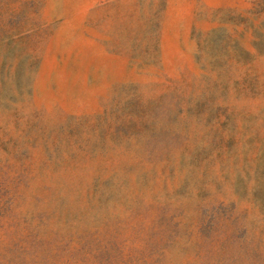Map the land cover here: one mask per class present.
<instances>
[{
  "label": "rangeland",
  "instance_id": "obj_1",
  "mask_svg": "<svg viewBox=\"0 0 264 264\" xmlns=\"http://www.w3.org/2000/svg\"><path fill=\"white\" fill-rule=\"evenodd\" d=\"M0 264H264V0H0Z\"/></svg>",
  "mask_w": 264,
  "mask_h": 264
}]
</instances>
